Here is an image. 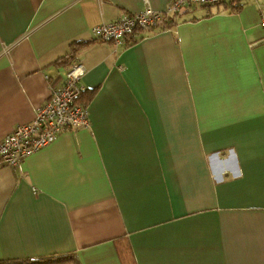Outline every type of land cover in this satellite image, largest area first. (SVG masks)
<instances>
[{"label":"crops","instance_id":"crops-1","mask_svg":"<svg viewBox=\"0 0 264 264\" xmlns=\"http://www.w3.org/2000/svg\"><path fill=\"white\" fill-rule=\"evenodd\" d=\"M173 1L0 0V141L73 50L95 91L89 128L0 166V260L264 264V0L187 8L127 45L91 34Z\"/></svg>","mask_w":264,"mask_h":264},{"label":"built area","instance_id":"built-area-1","mask_svg":"<svg viewBox=\"0 0 264 264\" xmlns=\"http://www.w3.org/2000/svg\"><path fill=\"white\" fill-rule=\"evenodd\" d=\"M225 1L175 0L165 11L154 10L146 2L141 11L98 25L91 34L98 41L112 42L115 46L127 45L139 30L161 29L169 15H177L193 6L215 5ZM260 27L264 29V16ZM85 74V66L77 60L67 66L62 85L51 87V96L37 108L35 119L31 123L18 125L0 141V166L19 167L27 158L53 144L63 132L90 127L89 104L82 102L86 89L81 80ZM46 78L49 80V77Z\"/></svg>","mask_w":264,"mask_h":264},{"label":"trees","instance_id":"trees-1","mask_svg":"<svg viewBox=\"0 0 264 264\" xmlns=\"http://www.w3.org/2000/svg\"><path fill=\"white\" fill-rule=\"evenodd\" d=\"M235 1L236 0H227L221 4L202 5V6H193V7L194 8L195 7H202L204 9L208 10L207 15H210L211 14V8H218L217 11H219V9H221L222 6H224V8H225L228 4H233ZM182 12H180L177 15L176 14L175 15H169L167 17V20L165 21L164 26L161 27L162 30L170 29L174 25H176L177 18ZM73 54H74V50H73V53H71L67 57H65V60H66L65 64L69 65L72 61H74ZM60 62L63 63L62 60ZM94 94H95V91H87L82 97V102L83 103H90ZM71 261H72L71 264H80L76 254H73V253L68 254V255H56V256L37 258V259L0 260V264H69V262H71Z\"/></svg>","mask_w":264,"mask_h":264},{"label":"rangeland","instance_id":"rangeland-1","mask_svg":"<svg viewBox=\"0 0 264 264\" xmlns=\"http://www.w3.org/2000/svg\"><path fill=\"white\" fill-rule=\"evenodd\" d=\"M72 263V261L71 262H69V264H71Z\"/></svg>","mask_w":264,"mask_h":264}]
</instances>
